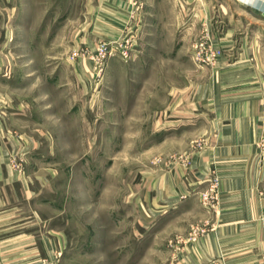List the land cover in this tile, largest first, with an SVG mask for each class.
<instances>
[{
    "label": "rangeland",
    "instance_id": "rangeland-1",
    "mask_svg": "<svg viewBox=\"0 0 264 264\" xmlns=\"http://www.w3.org/2000/svg\"><path fill=\"white\" fill-rule=\"evenodd\" d=\"M0 50L29 186L1 239L61 242L41 264H228L200 240L232 209L264 241V0H0Z\"/></svg>",
    "mask_w": 264,
    "mask_h": 264
},
{
    "label": "crops",
    "instance_id": "crops-1",
    "mask_svg": "<svg viewBox=\"0 0 264 264\" xmlns=\"http://www.w3.org/2000/svg\"><path fill=\"white\" fill-rule=\"evenodd\" d=\"M2 50V49H1ZM0 50V68L3 64L2 51ZM7 118L11 117L10 111L1 110L0 107V199L5 196L8 197H20L22 194L27 196L28 194V184L27 182H23L16 174L11 173L10 167L7 165L6 155L9 154L10 139L5 136V133H11ZM6 138V141H5ZM9 143V144H7ZM12 146V145H11ZM12 152V149H11ZM227 176V175H226ZM19 178V179H18ZM226 177V182H230V179ZM234 182H240L239 177ZM8 192V194H7ZM22 193V194H21ZM242 213V212H241ZM236 219L241 217L243 214L239 216L238 210L236 211ZM221 223L217 226V232H214V235L209 234L208 237L202 238L200 240V246H203L205 249L204 254H211L214 250L222 251V255L226 256V262L228 264H264V260H260L256 253H253L252 249L257 245H263L264 241H246V237H239L240 233L235 234L236 228L241 226V224L236 227L233 225V212L232 209L227 210L224 214L221 215ZM227 223H229V227H231V237L227 232ZM12 238H10L13 243L11 244V250L9 252L12 253L11 263L12 264H41V261L44 262V257L46 259L52 260L54 255V251L58 248H61V242L57 244L56 240L53 238L41 237L37 239L33 235H25L21 237L20 233V224H12ZM260 227V226H258ZM256 227V234L261 233V230ZM258 229V232H257ZM8 230V229H7ZM6 229L3 224H0V234L4 233ZM17 231H19L17 233ZM7 232H10L8 230ZM10 240L9 238H7ZM6 238H0V256H3V249L5 250V240ZM253 246V247H250ZM27 249L25 250V248ZM217 247V248H216ZM247 247V248H246ZM223 250L225 252H223ZM246 252V253H245ZM263 261V262H262ZM4 264V259L0 257V264Z\"/></svg>",
    "mask_w": 264,
    "mask_h": 264
}]
</instances>
